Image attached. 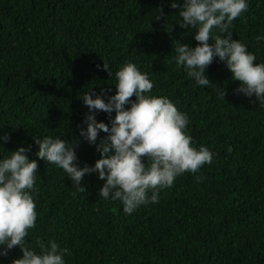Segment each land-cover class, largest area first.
Masks as SVG:
<instances>
[{
    "label": "trees",
    "instance_id": "16d2710c",
    "mask_svg": "<svg viewBox=\"0 0 264 264\" xmlns=\"http://www.w3.org/2000/svg\"><path fill=\"white\" fill-rule=\"evenodd\" d=\"M169 2L0 0V135L10 137L0 156L30 146L26 155L37 159L32 137L50 135L77 140V163L92 165L99 153L79 136L88 112L79 96L89 88L115 92L102 60L113 73L129 61L148 73L152 94L187 113L193 145L214 153L211 164L177 177L158 203L131 215L119 200L98 195L103 181L95 173L84 176L80 192L62 169L37 159L38 216L27 239L33 248L51 239L67 247L66 264H264V107L234 94L238 82L216 58L206 76L223 85L224 97L175 65L173 42H198L194 29L179 27ZM230 31L264 62V41L255 39L264 35V0H249ZM96 119L107 124L109 117L99 111ZM20 255L14 246L0 264Z\"/></svg>",
    "mask_w": 264,
    "mask_h": 264
},
{
    "label": "clouds",
    "instance_id": "9594fccd",
    "mask_svg": "<svg viewBox=\"0 0 264 264\" xmlns=\"http://www.w3.org/2000/svg\"><path fill=\"white\" fill-rule=\"evenodd\" d=\"M168 6L178 10L179 27L195 30V46L173 42L172 61L186 77L200 87L215 85L224 97L223 85L210 82L206 76L207 67L216 58L229 71V79L238 82L234 94L254 96L264 107V62H256V55L244 42L233 39L230 31L234 19L248 10L249 0H170ZM157 11L162 14V8ZM255 39L264 41V35ZM102 61L103 70L115 78V92L108 95L101 89L97 94L89 88L82 93L79 98L88 112L83 127L77 125L79 136L94 145L99 158L92 165L79 166L75 152L78 141L70 143L50 135L32 137L37 146L34 155L62 169L80 192L85 191L81 183L84 176L95 173L103 181L98 195L104 200H119L122 211L131 215L141 205L158 203L161 190L170 188L177 177L185 172L195 174L211 164L214 153L203 145H193L187 132V113L179 111L167 96L152 94L154 84L148 73L131 61L113 73L108 62ZM133 96L135 99H130ZM99 111L109 117L107 124L96 119ZM100 132L106 135L97 143ZM9 139L7 132L0 135V147ZM29 150L30 146H19L0 156V257H7L9 250L18 246L21 255L10 264H66L64 257L70 255L67 247L51 239L37 241V248H33L27 239L38 216L34 199L38 163L28 158ZM227 151H231L230 146Z\"/></svg>",
    "mask_w": 264,
    "mask_h": 264
}]
</instances>
